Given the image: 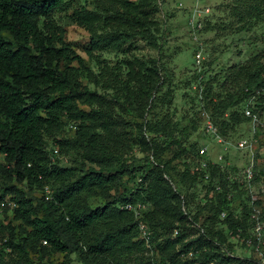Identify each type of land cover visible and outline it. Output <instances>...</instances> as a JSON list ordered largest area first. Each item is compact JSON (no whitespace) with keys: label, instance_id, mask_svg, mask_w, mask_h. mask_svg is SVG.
Listing matches in <instances>:
<instances>
[{"label":"trees","instance_id":"16d2710c","mask_svg":"<svg viewBox=\"0 0 264 264\" xmlns=\"http://www.w3.org/2000/svg\"><path fill=\"white\" fill-rule=\"evenodd\" d=\"M224 8L234 22L228 18L229 26L222 23L219 30L227 26L239 33L264 22V0H232ZM59 12L90 34L85 52L98 69L84 71L97 90L80 87L73 62L82 58L66 41V30L55 19ZM161 12V0H0V153L12 181L0 187V202L6 196L16 201V217L30 228L17 239L15 230L7 236L0 223V264H52L46 257L53 251L69 253L62 264L73 255L81 264H126L124 253L146 243L140 222L147 224L148 244L154 249L140 264L256 262L236 249L253 225L245 183L231 180L221 163L202 167L201 145L194 149L185 143L204 124V113L226 141L243 124L253 131L248 108L264 123V53L219 73H212L206 62L198 66L188 83L195 115L180 116L172 73L160 58L127 57L111 65L103 57L104 51L134 50L137 39L161 51ZM204 27L198 32L217 24L207 19ZM119 106L144 120L139 142L148 153L139 166L124 157L129 141L125 128L133 122L117 113ZM65 127L74 136L47 149L45 136ZM263 135L264 125L255 131V136ZM174 147V155L166 158ZM73 149L82 151L80 160L71 166L57 162L63 151ZM125 175L136 181L111 195L114 181ZM174 175L185 194L174 189ZM33 191L41 196H32ZM104 194L110 197L103 204H90ZM238 201L240 213L233 207ZM129 203L146 208L137 215L126 208ZM186 222L198 236L189 238L188 227L181 226ZM242 246L250 249L246 242Z\"/></svg>","mask_w":264,"mask_h":264},{"label":"rangeland","instance_id":"374dc122","mask_svg":"<svg viewBox=\"0 0 264 264\" xmlns=\"http://www.w3.org/2000/svg\"><path fill=\"white\" fill-rule=\"evenodd\" d=\"M230 2H232V0H161L162 12L158 18L163 24L165 36L164 47L161 51L153 49L144 41L137 39L132 46V49L134 50L128 52L104 51L103 57L111 65L120 63L127 57L137 56L141 58H160V61L165 64L166 68L172 73L173 87L175 88V102L178 106L179 115H195L196 107L194 108V106H196V104L191 99L192 91L188 83L192 79L193 70L199 66L196 62V57L197 52L200 51V49L202 53L201 58H203L201 65L203 66L206 62L207 67L212 73L223 72L233 64L245 62L256 54L264 53V22L258 24L250 31L239 33H235L231 30L232 28H226L229 26L227 23L228 18L230 20L232 19L234 22V19L229 17L226 8H224V6ZM196 7L210 8L209 12L207 11L200 15L203 23L202 28H205V20L207 19L212 20L213 24H217V27L210 31L198 32L200 44L198 41L194 40V32L191 31L192 26L189 22L192 12H194ZM69 13H71V11H69ZM55 19L64 26L66 30V41L72 45L76 54L82 58V62H80V59L73 62V66L78 68V82L80 87H82V89L88 87L92 90H97V88L88 81L84 71V68H92L95 71L98 69L95 61L85 52L86 48L89 46L90 34L83 27L70 23L65 12L57 13ZM222 23H226L227 26H224L219 30ZM163 90H166V87H164ZM82 107L87 108L84 105H82ZM116 111L121 117L133 122L131 123V126L125 128L129 131V141L127 142L124 157L128 159V162H131L135 166H139V164L144 162L147 156L146 154L148 153L142 149L141 142H139L140 136L144 135V133L141 132V123L144 122V120L132 117V115L124 112L120 106L116 108ZM157 112H164V109L158 108ZM262 118L264 120V113ZM186 122H184V124ZM67 128L68 127H65L63 131H60L59 133H55L54 131L51 135L45 136L47 149H51L53 145H59L57 144V141L60 139H68L71 136H74L72 129ZM248 130L249 125L243 124L239 129L235 130V133L229 137V140H227V142L230 141L232 144L228 145V143H224V145H219L220 143H217L212 137L205 133L206 131L203 128V124H201L199 131L187 139L185 146L186 148L192 147L195 149L198 145H207V157H210L212 161H218V163H221L222 167L228 170L231 180H237L238 178L242 181L243 171L251 160V148L247 146L238 148L237 145H239V142L243 137L251 138L252 132L249 133ZM145 134L147 135V133ZM263 136H260V139L258 140L260 142L259 148L261 150L264 147V144L261 143L264 140ZM81 152L82 151L78 149H73L71 152L65 151V153L63 151L60 158L57 159V162L63 166H71L76 163L77 160L81 159ZM174 152L175 147L172 151L167 152L165 157H172ZM220 154H225L223 160H219L218 156ZM52 158L54 159L55 157ZM262 161L263 160L261 159V162ZM4 162V156L0 153V187L4 186L6 182L8 184L12 182L9 179V174L4 168ZM174 176L175 178L171 181L174 189L177 190L178 188L181 194H185L186 189L182 187L179 182L178 175ZM261 179V176L258 174L256 177V193H262V190L264 189ZM134 181H136V179L130 177V175H125L123 178L117 179L112 184L110 194L114 195L116 192H121L125 187V184L128 185ZM205 192V189L200 190L198 192V198L200 199L204 197ZM31 195L39 197L41 196V192L33 191ZM109 197H107V194L95 196L90 199V204L93 207L100 206L105 200L109 199ZM243 197L245 198V195H243ZM241 206L240 201L233 204L236 213H240ZM15 208L16 207H3L0 202V223L4 224L7 236H12V231L15 230V237L18 239L25 236V230L30 228L27 227L20 218L16 217ZM195 208L196 204L194 203V205L191 206V211L193 213H195ZM25 212H27V210H23V213ZM204 214L205 215H202V219L200 220L201 223L203 222V218L207 215V213ZM181 226H183V228L188 227L187 232L191 234L189 238H194L199 235L198 230L190 229L191 226L189 225V222H186V224ZM236 249L237 254L241 256L251 254L247 248L242 246V241L237 242ZM36 251L37 250H32L31 256H36ZM153 253L154 249H152L148 244V240H146V243L138 245V248H133L131 253H124L122 259L126 261V264H140L139 262L141 260L147 261L150 256H153ZM48 255L50 256L46 257V259L52 264H62L63 262L68 261L69 257L67 251H53V253H49Z\"/></svg>","mask_w":264,"mask_h":264},{"label":"built area","instance_id":"2783aa9c","mask_svg":"<svg viewBox=\"0 0 264 264\" xmlns=\"http://www.w3.org/2000/svg\"><path fill=\"white\" fill-rule=\"evenodd\" d=\"M209 12L210 8L205 7H196L194 9V12H192L191 19L189 20L191 24V28L193 30V35L195 36L194 40L200 41L198 36V31L203 27L201 16L205 12ZM200 44V42H199ZM201 49L197 52L196 62L200 66L202 59L201 58ZM246 113L251 116L252 118V136L251 138H242L239 142V145H237L238 148L241 147H249L251 148V160L249 164L245 167L243 171V180L242 183H245V187L248 189L249 193L251 194L250 198V205L251 210L249 213L250 220L252 222L251 227V235L248 237L242 238V242H246V244L250 247V257H254L256 259V262L253 264H264V189L262 190V193L257 192L256 193V177L259 174L261 176V181L264 186V147L261 150L258 145V140L260 137L255 136V131L259 130L260 126H263L264 123L262 122L261 118L259 117L258 113H254L251 108H248ZM205 121L203 124V128L208 134V136L212 137L217 143H220L219 145H224V143L232 144L230 141L227 142L224 137L219 134L217 126L213 123L210 116L207 113H204ZM257 150V151H256ZM261 150V151H260ZM56 153H58V149L55 150ZM225 155V154H224ZM224 155L220 154L218 156L219 160L224 159ZM199 161L200 165L202 167H207L209 162H211V158L208 156V146L202 145L199 149ZM263 157V158H260ZM261 159L263 160L261 162ZM215 163V161H212ZM218 162V161H217ZM208 177V176H207ZM46 198H51V191L49 187H46ZM1 196V194H0ZM1 204L3 207H9L14 208L17 207L18 204L16 201L11 200L10 197L6 196L1 200ZM126 208L133 209L136 211V214L139 215L142 211V209L146 208V204L139 203L137 205L133 204H127ZM140 228L142 232V237L146 238V240L149 239L150 231L144 222H140ZM176 231L175 233H177ZM44 244H47L48 242L46 240L43 241ZM41 264H49L46 260L43 261ZM66 264H81L76 256H72V260ZM159 264H171L168 262H161Z\"/></svg>","mask_w":264,"mask_h":264}]
</instances>
